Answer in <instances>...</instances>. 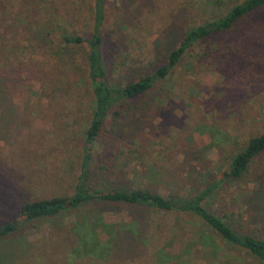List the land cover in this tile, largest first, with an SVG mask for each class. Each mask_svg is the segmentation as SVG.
Segmentation results:
<instances>
[{
	"label": "rangeland",
	"instance_id": "374dc122",
	"mask_svg": "<svg viewBox=\"0 0 264 264\" xmlns=\"http://www.w3.org/2000/svg\"><path fill=\"white\" fill-rule=\"evenodd\" d=\"M238 1L106 0L101 46L110 83L151 73L182 30ZM88 4L0 0V225L17 218L26 201L72 193L90 101L81 79L83 52L65 64L41 46L38 30L51 31L53 45L59 31L87 39ZM262 131L264 8L233 31L194 44L147 94L113 107L92 145L90 170L104 162L111 188L163 197L210 189L206 208L223 218L233 213L249 230L264 226V156L241 181H220V175ZM100 209V219L87 207L21 225L0 238V264H214L207 245L220 243L196 219ZM123 232L139 244H119ZM88 233L99 244H90Z\"/></svg>",
	"mask_w": 264,
	"mask_h": 264
},
{
	"label": "trees",
	"instance_id": "16d2710c",
	"mask_svg": "<svg viewBox=\"0 0 264 264\" xmlns=\"http://www.w3.org/2000/svg\"><path fill=\"white\" fill-rule=\"evenodd\" d=\"M88 1L86 7L91 27L87 39L74 33L59 31L60 43L53 45V42L47 39L51 31L43 33L42 29L38 30L41 46L44 49H52L57 57L61 56L65 60V64H72L71 61L78 55L77 50L83 52L81 55L85 63V74L81 79L87 87L86 96H89L90 101L87 106L88 123L81 140V157L72 193L68 196L22 203L17 218L0 225V238L17 233L21 225L53 218L71 210L90 207L96 214L94 216L100 219L98 213L101 212V205L111 208L136 207L196 219L220 243L207 245L210 247L209 252L214 264H264V226L246 230L241 222L233 219V213L230 212L223 218L218 213L209 211L205 203L210 189L206 188L184 197L176 195L163 197L148 189L111 188L108 180L110 171L104 162L98 164L94 173L90 170L92 145L102 132L104 120L113 107L147 94L155 82L163 80L169 74L191 46L217 34L233 31L243 19L264 8V0H240L221 12L219 16L185 28L179 33L178 45L165 54L163 62L158 67L149 74L128 80L124 85L110 83L107 66L102 56L101 28L105 18L106 0ZM1 70L0 67V83L3 84L5 78ZM117 115L115 112L113 116ZM263 156L264 131L250 137L242 149L229 159L225 170L221 172L220 181L236 183L243 180L252 164ZM123 233H126V236L122 237V234L118 236L119 244H139L136 236L131 237L129 232ZM88 235V238L92 239L90 244H99L95 237L89 233ZM111 238L110 236V240ZM116 239L114 235L113 240ZM125 256L127 255L123 257Z\"/></svg>",
	"mask_w": 264,
	"mask_h": 264
}]
</instances>
